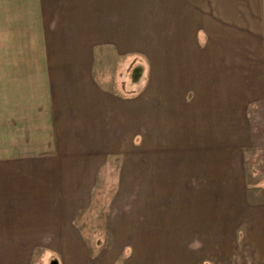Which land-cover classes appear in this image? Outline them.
<instances>
[{
    "label": "crops",
    "instance_id": "0c3cea01",
    "mask_svg": "<svg viewBox=\"0 0 264 264\" xmlns=\"http://www.w3.org/2000/svg\"><path fill=\"white\" fill-rule=\"evenodd\" d=\"M261 113L264 0H0V264H264Z\"/></svg>",
    "mask_w": 264,
    "mask_h": 264
},
{
    "label": "rangeland",
    "instance_id": "374dc122",
    "mask_svg": "<svg viewBox=\"0 0 264 264\" xmlns=\"http://www.w3.org/2000/svg\"><path fill=\"white\" fill-rule=\"evenodd\" d=\"M112 68H108L109 83L113 82L114 77ZM119 76L128 80L130 78V68L119 66ZM117 69V70H118ZM126 76V77H125ZM255 126L257 130L254 136L257 145H254L247 151L248 161L245 162L247 172L244 173L245 185L250 188L248 195L252 200L264 201V113L258 114ZM110 165V164H109ZM122 163L119 157V173ZM116 162L111 163L108 173H101L97 185L93 191L91 206L88 210L77 214L78 229L84 235L86 244L91 252L97 251V247H103L108 240L106 230V218L108 214V202L110 201L116 180L115 172ZM117 169V168H116ZM43 248H36L31 259V264H58V260L53 258L48 251ZM94 254V253H93Z\"/></svg>",
    "mask_w": 264,
    "mask_h": 264
}]
</instances>
